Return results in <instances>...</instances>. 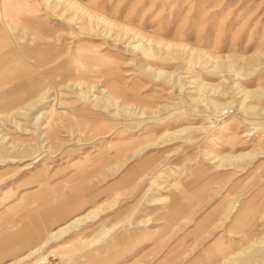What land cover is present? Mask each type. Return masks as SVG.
Returning a JSON list of instances; mask_svg holds the SVG:
<instances>
[{"label": "rangeland", "instance_id": "rangeland-1", "mask_svg": "<svg viewBox=\"0 0 264 264\" xmlns=\"http://www.w3.org/2000/svg\"><path fill=\"white\" fill-rule=\"evenodd\" d=\"M0 29V236L43 224L0 264H264V0H0Z\"/></svg>", "mask_w": 264, "mask_h": 264}, {"label": "crops", "instance_id": "crops-1", "mask_svg": "<svg viewBox=\"0 0 264 264\" xmlns=\"http://www.w3.org/2000/svg\"><path fill=\"white\" fill-rule=\"evenodd\" d=\"M1 22H3V18H1ZM4 35H5L4 32L0 29V89L4 87V84H8L10 82L15 81L14 78L17 75V71H19L22 66V60H21L22 56L17 55L14 49L8 46V43H6L4 39L5 37ZM38 70L39 68L36 71ZM45 72L46 74L48 73L51 74L48 71V69ZM14 98L15 97H13L12 100ZM3 102H4V98L0 96V105H2ZM56 210L57 208L52 209V211L49 210L41 214V217L46 218L50 213L55 212ZM33 222L35 229L32 231L29 225L30 223H26L14 233L0 236V261L6 258L13 257L16 254V250L12 248V245L14 243H18L20 245V248H23L26 247L27 245H31L32 243L38 240L39 236H41L42 233L41 230L43 228L42 227L43 224L41 221H38L37 219L32 220V224ZM126 243H127L126 239L124 237H120L118 240V244L108 249L114 250L119 247L124 250L126 248ZM93 260H94L93 257L91 256L87 257L85 264H93Z\"/></svg>", "mask_w": 264, "mask_h": 264}, {"label": "bare ground", "instance_id": "bare-ground-1", "mask_svg": "<svg viewBox=\"0 0 264 264\" xmlns=\"http://www.w3.org/2000/svg\"><path fill=\"white\" fill-rule=\"evenodd\" d=\"M6 248V247H5ZM217 255H222L225 253V250L223 248L218 249V251L215 252Z\"/></svg>", "mask_w": 264, "mask_h": 264}]
</instances>
